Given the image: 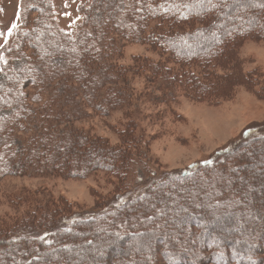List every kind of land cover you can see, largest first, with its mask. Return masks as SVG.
Here are the masks:
<instances>
[{
  "label": "trees",
  "instance_id": "16d2710c",
  "mask_svg": "<svg viewBox=\"0 0 264 264\" xmlns=\"http://www.w3.org/2000/svg\"><path fill=\"white\" fill-rule=\"evenodd\" d=\"M37 2L39 8L46 6L45 0H35ZM127 2L130 3L129 10L134 11L130 12L132 19L123 21L125 24L120 26L121 29L116 24L117 16L112 15L117 7V0L93 2L99 5L101 19L104 21L100 24L101 37L104 38L100 39L104 43L102 51H92L90 48L92 54L89 56L85 53V44V52L80 54L78 51L77 59L71 63L74 66L66 69L67 76L63 75L52 81L55 86L61 83L62 91L59 97L52 99V103L48 100V104L34 111L41 115L40 122L44 125V129L41 128L43 130L39 129L36 145L28 144L31 143L30 140L26 144L19 138L20 147L16 155H10L11 145L7 142L11 140L13 131L11 135L5 133L8 130L0 127V168L8 170L6 175L15 171L23 172L27 168L31 173L47 170L83 177L97 168L105 167L119 182L126 183L124 175L133 165L132 160L135 157L142 158L141 156L146 158L145 149L139 150L142 140L136 132L135 122L129 120L122 130L115 128L123 149L110 150L104 140L85 137L81 131V135H78L79 133L72 132L66 126L58 130L55 123L57 118H64L63 123L71 124L80 117L88 118V111L105 114L118 107L123 100L119 98V94H124L125 90L111 87L112 83L107 82L118 80L129 73L131 77L146 75V79L151 80L149 83L156 85L159 92L163 90L173 93L177 89L190 100L201 101L211 94L227 93L230 90L227 89L228 83L218 75L223 77V71L237 70L236 60L230 62L234 48L245 40L257 37L258 40H264L263 0ZM47 36L49 43L39 46L37 33L25 34V37L31 38L37 51L59 52L58 49H62L61 52L64 53L69 49L60 46L61 39L55 40L50 35ZM132 40L145 46L147 52L154 57L135 56L127 66L118 63L122 58L123 46ZM72 71L76 75L74 78L68 75ZM45 76L47 77V73ZM241 76L252 83L258 80L253 73ZM53 77L50 73L47 78L51 81ZM19 81L21 80L9 81L8 87L4 88L9 89V94L0 97V108L14 107V113L18 116L14 118L15 123L21 122L22 118L25 120L27 114L21 108L27 111L28 104H31L24 96L12 97L11 93H15L16 89L24 90L19 88ZM121 86L124 87L123 83ZM71 108L75 110L71 111ZM47 142L49 145L46 146ZM248 144L249 148L257 145L264 148V135L254 137L244 145ZM254 150L255 148L246 150L243 146L238 150L228 151L222 163H211L207 169L195 172L192 176L191 173H183L191 176L189 182L181 181L173 185L172 175L163 179L162 184L166 187L158 185L157 189L155 187L160 182L151 183L153 178L145 172L147 178L143 185L148 189L142 192L139 199L144 201L132 196L137 189L131 188L118 195L112 203H121L115 207V211L108 208L99 215L86 218L73 216L75 218L70 220L66 228L61 226L60 222L65 223V220L59 218L57 211L51 210L48 205L39 208L41 212H48L47 224L41 220L44 223L29 225L30 232L27 233L19 231V227L0 231V264H101L93 257L74 256L72 252L80 245L82 251L95 247V252L101 254L104 247L118 239H136L137 245L123 246L110 264H264V259L259 258V254L256 258L251 257L253 245L235 235L253 236L249 232L250 227L255 228L253 231L258 229L257 241L261 240L264 246V224L261 222L264 217V195L260 192L264 190V168L256 170L243 181L237 175V169L242 164L251 163L250 155ZM229 157L235 159L234 163L227 162ZM262 159L264 162V156ZM71 163L76 167H70ZM80 166H83V170ZM142 167L146 169L145 165ZM168 183L171 185L167 186ZM257 183V191L260 193L253 195L252 206L242 202V206L236 211H227L232 204L245 201L249 187L255 188ZM246 208L245 224L229 228L223 233L207 221L210 218L217 221L235 220ZM29 220L31 217L28 213L25 221ZM188 221L191 226L187 225ZM202 227L206 229L203 230ZM76 236L82 237L80 242ZM119 257L118 260L121 261L118 263L116 258ZM249 257L251 259L247 261Z\"/></svg>",
  "mask_w": 264,
  "mask_h": 264
},
{
  "label": "rangeland",
  "instance_id": "374dc122",
  "mask_svg": "<svg viewBox=\"0 0 264 264\" xmlns=\"http://www.w3.org/2000/svg\"><path fill=\"white\" fill-rule=\"evenodd\" d=\"M94 1L97 0H45L46 6L43 9L39 8L35 0H0V97H6L9 94V89H4L8 87L9 81L21 80L19 88L24 90L16 91V89L15 93H11L12 97L24 96L31 101V104L33 103L28 104L27 111L21 108V111L27 115L25 120L22 118L19 123H15L14 118L18 116L14 113V107L0 108V127L8 130L5 133L11 135L13 131L11 140L7 142L11 145L10 155H16L20 147L19 138L26 144L27 140H30L31 143L28 144L31 146L38 142L39 129L43 130L44 125L40 122L41 115L34 111L48 104V100L52 103V99L60 96L61 83L55 86L52 81L63 75L67 76L66 69L74 66L71 63L77 59L78 51L80 54L86 51L85 53L89 56L92 54L90 48L92 51H102L104 43H101L100 39L104 38L101 37L100 24L104 21L101 19L99 5L93 3ZM117 1V7L112 15L117 16L116 24L122 27L125 24L123 21L132 19L130 12L134 10H129L128 0ZM29 33H37L39 46L49 43L47 35H50L55 40L61 39L60 46L69 48V51L66 50L64 53L61 52L62 49H58L59 52L37 51L31 38L25 37V34ZM126 43L118 63L127 66L131 64V59L135 56H152L137 40ZM85 44L87 48L84 51ZM233 60H236V68L239 71L227 72L223 71L225 69H218L223 71L224 75L223 77L218 75V77L226 81L227 89H230L224 94H211L201 101L190 100L177 89L173 93L163 92V90L159 92L156 85L149 83L151 80H147L146 75L131 77L129 73L118 80L113 79L107 82L112 83L111 87L125 90L124 94H119V98L123 100L118 107L112 108L105 114L99 111H88V118L80 117L71 124L63 123L64 118L61 120L60 117L57 118L55 123L59 127L58 130L66 126L77 134L81 131L85 137L104 140L109 149L117 150L123 149V144L120 143L114 130L115 128L122 130L131 120L135 122L136 132L141 136L139 150L145 149L146 158L141 156L142 158L135 157L132 160L133 165L124 175L126 183L119 182L106 171L105 167L97 168L91 173L84 174L83 177L64 175L62 172L51 173L47 170L31 173V170L27 168L23 172L15 171L6 175L8 170L4 171L0 168V231L19 227V231L27 233L30 232L29 225L36 226L42 222L41 220L47 224L48 212L39 211V208L47 205L51 210L57 211L60 219L65 220V223L60 222L63 228H66L70 220L75 218L73 216L86 218L99 215L108 208L115 211V207L121 203L119 201L112 203L126 190L137 189L132 196L137 197L138 200L141 199L142 192L148 189L143 185L147 178L144 175L145 172L153 178L151 183L160 182L157 186L155 185L156 189L158 185L164 186L163 179L172 175H174L171 182L173 185L181 181L186 183L191 180L190 177L195 172H202L211 163L215 165L217 162L222 163L228 151L238 150L243 146L246 150L252 148L255 150L250 155L251 163L242 164L237 169L239 180L243 181L256 170L264 168L262 159L264 148L258 145L249 148V144L244 145L254 137L264 135V40H258L257 37L254 40L241 42L232 52L230 62ZM46 73L47 77L50 73L53 74L51 81L50 78L48 80L46 76L44 77ZM250 73L258 77L256 83L249 82L241 76V74ZM68 75L72 78L76 76L73 71ZM73 110L71 108V111ZM45 124L47 125L46 122ZM27 137L30 139H26ZM45 145H49V142ZM130 152L134 154L133 150ZM233 160L235 159L229 157L227 162L234 163ZM142 165H145L146 169H143ZM69 166L76 167L72 163ZM80 169L83 170V166H80ZM186 172L191 173V176L185 175ZM208 178L207 173L206 179ZM258 185V183L255 184V188L249 187L245 201L240 200L232 204L227 211H236L239 206H242V202L252 206L253 195L259 192ZM260 192L264 195V190ZM28 213L31 220L27 222L25 216ZM246 215L247 208L240 212L235 220L217 221L210 218L207 221L223 233L229 228L243 226ZM261 220L264 224V217ZM187 225L191 226L189 221ZM202 229L205 230L206 227ZM253 230L255 228L250 227L249 232H252L253 236L235 234L236 238L246 239L253 245L251 257L256 258L259 254V258L264 259V253L260 252L264 251V246L261 240L257 241L256 236L259 230H256L257 233ZM209 238L213 239L212 236ZM81 239L82 237H79L78 241L80 242ZM125 245L135 247L136 239H118L104 247L101 254H97L98 251L95 252V247L82 251L80 245L76 246L72 253L74 256L93 257L98 261L97 263L110 264ZM251 257L247 258V261ZM119 261L121 260H118V263ZM127 261L131 262L129 259Z\"/></svg>",
  "mask_w": 264,
  "mask_h": 264
},
{
  "label": "snow or ice",
  "instance_id": "6c2138e0",
  "mask_svg": "<svg viewBox=\"0 0 264 264\" xmlns=\"http://www.w3.org/2000/svg\"><path fill=\"white\" fill-rule=\"evenodd\" d=\"M13 27H15V25H13ZM209 163H211V162L209 161Z\"/></svg>",
  "mask_w": 264,
  "mask_h": 264
}]
</instances>
